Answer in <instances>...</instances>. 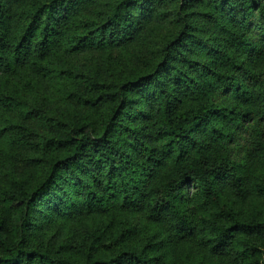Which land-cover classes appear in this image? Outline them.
<instances>
[{
	"label": "trees",
	"instance_id": "1",
	"mask_svg": "<svg viewBox=\"0 0 264 264\" xmlns=\"http://www.w3.org/2000/svg\"><path fill=\"white\" fill-rule=\"evenodd\" d=\"M91 2L0 0V126L25 107L9 94L8 79L27 69L52 80L73 75L49 67L59 50L125 44L162 7L174 10L178 32L147 71L90 82L89 95L76 97L99 118L62 122L61 132L35 145L37 181L0 189V264H264V84L245 65L264 57V0H109L100 12L90 11ZM205 4L227 19L214 17L242 53L202 38L194 8ZM255 15L262 22L250 42L245 33ZM173 87L195 100L221 89L238 102L180 109ZM152 100L158 121L136 124L149 120L155 106L145 101ZM148 127L157 145L139 136ZM250 127L255 137L239 160L232 149ZM14 129H0V140ZM248 202L253 217L243 213ZM98 212L141 215L152 229L137 240L135 228L122 222L105 244L95 238L78 257L39 241L53 221Z\"/></svg>",
	"mask_w": 264,
	"mask_h": 264
},
{
	"label": "rangeland",
	"instance_id": "2",
	"mask_svg": "<svg viewBox=\"0 0 264 264\" xmlns=\"http://www.w3.org/2000/svg\"><path fill=\"white\" fill-rule=\"evenodd\" d=\"M108 2L109 0H92L91 3L95 10L90 11L100 12L105 9ZM21 9L22 5H16L14 15L17 16ZM194 10L203 15L197 17L195 22L202 30L205 28L203 39L213 40V45L220 47L223 51L234 52L236 55L242 53L236 49V41L231 38L227 39L222 28L216 23L214 17H218L220 22L228 23L226 18H221L218 15V10L210 14L212 9L207 4L197 5ZM149 15L147 21L140 27L139 35L125 44L111 46L108 49L93 46L74 53H67L63 49L48 59L49 67L57 72H71L73 74L71 77L52 80L32 69H27L18 77H12L10 81L8 79L9 83L5 86L8 88L9 94L10 91H15L25 107L17 110L14 115H9L10 121L5 120L0 126V129L9 128L11 125L16 128L6 133L0 140V189L9 187L16 181L22 180L31 185L37 181L40 171L32 162L33 155L37 152L35 145L46 134L61 132L62 122L68 124L70 121L86 115L94 120L99 118L98 111L91 110L80 103L76 97V95H89L91 92L90 82L96 79L101 82H110L123 76L130 78L134 76L135 72L147 71L160 60L161 49L178 32L179 25L174 10L170 7L158 8ZM261 22L260 16L255 15L252 26L245 33L250 42L256 41L257 35L254 29ZM200 53H202V57L205 56L204 52ZM245 65L247 70L252 73L251 75L259 78L264 84V57L258 55V58H249ZM194 76L196 79L199 77L197 73H194ZM180 91L175 87L171 91L179 100L180 109L191 107L195 105V102L197 105L207 101H216L217 106L228 109L237 105L238 102L233 100L229 94L222 93L221 89L210 96H204L201 100H195L193 96L187 99L188 97L185 98L186 95ZM180 95L181 97H179ZM210 98L213 99L210 100ZM145 102L155 107L148 110L150 113L148 121L139 118L136 124L145 126L150 122L153 125L159 119L156 112V101ZM215 123H217L216 120ZM223 124L225 127L226 123ZM254 128L250 127L248 131L237 137L239 139L237 145L234 146L235 150L232 149L237 159L242 158V150L247 148V138L255 137L253 134L255 132L251 131ZM139 136L145 138L149 145H157L150 127L146 128ZM202 137L205 138L206 135H202ZM160 177V173L157 174L156 181ZM253 206L252 202H248L243 211L247 217L255 215ZM260 211L261 217L264 218V206L260 208ZM68 220L64 223H61L60 220L53 221L39 241L54 248L62 247L65 253L76 257L81 256L80 253L86 251L93 244L95 238H100L99 244H105L108 238L122 230V222H129L135 228L137 240L142 239L143 231L150 232L152 229L149 226L150 223L143 216L119 212L81 214ZM181 262L186 263L184 260Z\"/></svg>",
	"mask_w": 264,
	"mask_h": 264
}]
</instances>
